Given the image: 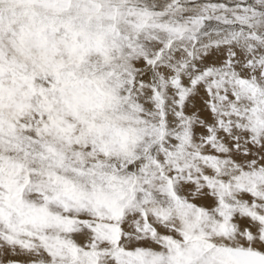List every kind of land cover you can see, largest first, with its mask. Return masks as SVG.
Instances as JSON below:
<instances>
[{"label": "snow or ice", "instance_id": "obj_1", "mask_svg": "<svg viewBox=\"0 0 264 264\" xmlns=\"http://www.w3.org/2000/svg\"><path fill=\"white\" fill-rule=\"evenodd\" d=\"M0 264H264V0H0Z\"/></svg>", "mask_w": 264, "mask_h": 264}]
</instances>
